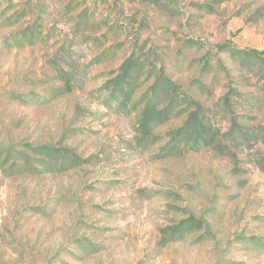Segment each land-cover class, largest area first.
Listing matches in <instances>:
<instances>
[{
	"label": "rangeland",
	"instance_id": "obj_1",
	"mask_svg": "<svg viewBox=\"0 0 264 264\" xmlns=\"http://www.w3.org/2000/svg\"><path fill=\"white\" fill-rule=\"evenodd\" d=\"M252 49L264 0H0V264H264Z\"/></svg>",
	"mask_w": 264,
	"mask_h": 264
},
{
	"label": "trees",
	"instance_id": "obj_2",
	"mask_svg": "<svg viewBox=\"0 0 264 264\" xmlns=\"http://www.w3.org/2000/svg\"><path fill=\"white\" fill-rule=\"evenodd\" d=\"M26 35H27V33L26 32H22V34H18V39H19V45L21 44V45H24V44H26V43H32V41L31 40H29V42H24V40H25V37H26ZM14 40H16V38H14ZM18 45V44H17ZM217 46L220 48V49H224V48H226V46H227V43H220V44H217ZM250 52L252 53V54H254V55H257V56H259V57H261L263 60H264V50H256V49H252V50H250ZM127 69H126V71H125V73H127L128 72V70H129V67H126ZM116 84L118 85H120V81L118 80V78H116ZM119 96V95H118ZM198 114V111H196L195 113H194V115H197ZM190 118H191V116H190ZM43 151H44V153H46V155H53L54 156V159L55 160H57V159H61V161L59 162V164L61 165V166H63V165H66V160L68 159V155L66 154V153H63V152H60L59 154H57L54 150H52L51 148H48V147H43ZM69 159H72V157H69Z\"/></svg>",
	"mask_w": 264,
	"mask_h": 264
}]
</instances>
